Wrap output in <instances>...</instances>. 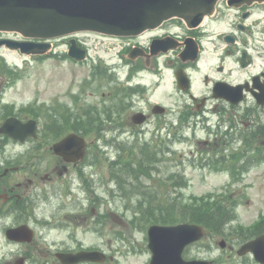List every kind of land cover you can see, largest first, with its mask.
Returning <instances> with one entry per match:
<instances>
[{"label": "flooded vegetation", "instance_id": "1", "mask_svg": "<svg viewBox=\"0 0 264 264\" xmlns=\"http://www.w3.org/2000/svg\"><path fill=\"white\" fill-rule=\"evenodd\" d=\"M259 12L264 13V5L235 9L228 6L227 0H222L215 15L199 28L189 29L179 20H170L156 30L125 39L120 54L110 61L95 58L92 65L105 67L111 73L109 117L119 119L121 126L137 137L146 136L149 124L159 130L162 122L177 113V98L167 95L173 99L175 108L161 114L155 112V105L162 102L151 100V90H158L160 80L170 76L174 89L185 98L179 105L181 115L187 113L196 123L212 126L213 114H218V129L206 144L218 150L221 158L227 159L230 165H253L257 151L264 152V104L259 102L264 100V18H254ZM162 39L165 41L160 46L169 48L153 51V42ZM8 40L25 41L18 34L0 31V43H3L0 61L7 51H13L5 45ZM196 50L198 58L194 61L192 57ZM256 66L259 68L253 72ZM122 71L125 73L123 79L120 77ZM178 74L189 80L188 90L178 87ZM4 79L0 71V126L12 116L23 121L34 118L32 114L22 115L12 110L11 103L1 97ZM235 90L243 97L241 103L225 96H234ZM145 99L146 105L142 103ZM80 110V104L68 110L61 106V112L66 114L64 128L74 127L72 116L80 117ZM137 112H144L146 122H135L133 117ZM47 117L46 112L43 117L39 116L38 136L27 138L19 152L13 150L17 140L0 133V202L4 208L0 210V217L8 212L29 216L31 210H35L34 204L38 207L39 201L61 196L69 201L60 210L63 213L61 220L69 233L55 245L48 237L45 242L40 241L36 234L32 242H12L13 260L10 262L14 264H63L57 256L58 251H77L85 245L73 235L79 225L92 223V219L96 224L92 214L96 213L97 165L66 164L54 153L52 144L55 140L50 143L54 125L44 122L40 125ZM74 124L80 128L82 123L75 119ZM60 127L58 129L62 130ZM95 128V123H91V131Z\"/></svg>", "mask_w": 264, "mask_h": 264}, {"label": "rangeland", "instance_id": "2", "mask_svg": "<svg viewBox=\"0 0 264 264\" xmlns=\"http://www.w3.org/2000/svg\"><path fill=\"white\" fill-rule=\"evenodd\" d=\"M9 59L18 64L11 66L21 67V73L24 75L18 79L16 87L10 90L7 96L10 101L21 104L39 98L42 101L49 100L50 103H57L61 93L66 91L67 94L79 92V99H81L79 103L83 105L98 104L103 106L110 104L108 96H106L109 91L107 81L102 80V77L90 79L91 68L89 64H78L68 58L62 59L57 54L40 59H24L19 55H13ZM258 68L259 66L256 67V69ZM171 82V78L167 76L159 92L151 96V99L159 100L160 96L164 98L172 86ZM64 100L67 101L69 98L66 97ZM70 101L75 107L76 101L72 99ZM146 102V99L142 100L145 105ZM152 127L153 124H151ZM179 132L183 133V136L181 140L177 138V142L172 144L177 152L175 154L177 159H173L174 162L171 165L173 166V171L179 170L178 172L184 175L182 178L186 181L183 187H179L176 190L181 200H187L192 196H209V193L212 192H222L224 194V192L229 190L230 193H233L238 198V202H241L237 208V220L232 226L239 227L243 225L244 228L250 229L255 223L260 222L264 218V163L250 167L249 172L241 180L233 183L229 171H215L208 166L199 165L198 161L194 160L195 157L191 151L199 150L200 148L204 149L203 145L197 143L198 139L207 137L203 126L186 127L179 130ZM163 135L165 134H160L162 138H166ZM114 136L119 138L118 143L115 142ZM92 137L97 142L96 146L93 147L96 161L93 165H97L98 171L97 192L106 197V200L103 199V201L98 202V213L106 226H102L99 221L96 230L88 231L87 226L90 223H81L77 230V235L86 244L94 242L109 252L114 256L115 264H150L151 252L148 248L146 229L149 226L147 224L149 221L147 220L150 219L151 213H155L153 215L157 217L159 212L143 209L139 224L128 228L115 223L110 217L102 214L107 209L113 208L120 212L123 211L127 220L131 222L136 210H138L136 206L141 198L137 195L126 198L120 188L115 185L117 184L116 180L108 177L109 171L106 165L110 163V156H118V150L123 149L125 145L121 141L123 138L119 130L112 128L111 124L105 120V116L102 115L100 129L97 132V137L99 138L97 140L96 136ZM167 138H170V136ZM156 139L157 136L150 132L141 141L155 142ZM134 140L135 138L131 139L129 145H132ZM13 150L19 151V146H13ZM167 167H170V165H167ZM165 172H168V170L165 169ZM174 191H172V195L176 196ZM239 194L242 195V198L238 197ZM159 199L148 200V203H161L162 200ZM38 204L39 215L42 218L39 219V222H34L38 225V229H42L41 235L39 234L40 239L48 237L60 242L61 239L66 237L68 231V229H62L60 222L63 215L60 210L67 203L64 198L59 196L58 198L51 197L47 200L39 201ZM46 218L49 219V222H47ZM17 221V217L14 214L0 218V264H14L10 262L13 259L12 245L2 237L1 230ZM247 233L240 232L234 237L230 235L233 239L228 241V246L231 248L227 250L222 249L218 244L219 240L223 238L222 236L207 234L198 243L187 247L184 256L186 258H213L216 259L217 264H258L252 256L245 255L241 258L237 254L238 248L243 244L238 238ZM2 260L4 262L1 263Z\"/></svg>", "mask_w": 264, "mask_h": 264}, {"label": "water", "instance_id": "3", "mask_svg": "<svg viewBox=\"0 0 264 264\" xmlns=\"http://www.w3.org/2000/svg\"><path fill=\"white\" fill-rule=\"evenodd\" d=\"M254 1L264 2L230 0L235 6L252 4ZM217 2L218 0H0V29L17 30L25 36L42 38L80 30L136 35L147 28L158 26L171 16L182 17L189 26H196L206 14L214 12ZM43 50L41 46L34 52H44ZM78 138L77 135H70L56 145L57 150L69 139L74 145ZM83 148L84 142L81 152L69 159L82 158ZM62 153L67 154L64 151ZM16 231L9 229L8 235L13 237ZM203 235L204 228L194 223L151 225L149 228V247L153 252L151 264H212V261L208 260L183 258L185 247ZM221 244L224 246L225 243L222 241ZM248 251H253L257 259L264 262V236L245 244L239 253ZM62 256L67 258L66 255ZM104 258L99 251H82L70 256L67 262L74 263L87 259L101 261Z\"/></svg>", "mask_w": 264, "mask_h": 264}, {"label": "trees", "instance_id": "4", "mask_svg": "<svg viewBox=\"0 0 264 264\" xmlns=\"http://www.w3.org/2000/svg\"><path fill=\"white\" fill-rule=\"evenodd\" d=\"M138 175L143 166L136 165L131 168ZM159 216L151 215L147 221L174 223L178 221H193L203 224L210 233H223L225 225L234 218V208L219 199H195L192 202L177 200L166 207L157 205Z\"/></svg>", "mask_w": 264, "mask_h": 264}]
</instances>
